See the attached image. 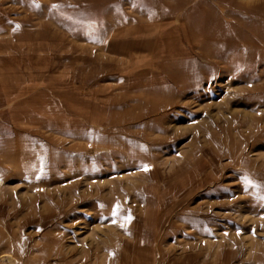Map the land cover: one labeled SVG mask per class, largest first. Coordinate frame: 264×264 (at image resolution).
<instances>
[{
	"label": "rangeland",
	"instance_id": "rangeland-1",
	"mask_svg": "<svg viewBox=\"0 0 264 264\" xmlns=\"http://www.w3.org/2000/svg\"><path fill=\"white\" fill-rule=\"evenodd\" d=\"M0 264H264V0H0Z\"/></svg>",
	"mask_w": 264,
	"mask_h": 264
},
{
	"label": "bare ground",
	"instance_id": "bare-ground-1",
	"mask_svg": "<svg viewBox=\"0 0 264 264\" xmlns=\"http://www.w3.org/2000/svg\"><path fill=\"white\" fill-rule=\"evenodd\" d=\"M151 211H152V210H151ZM148 212H149V211H148ZM148 212L146 211L145 215L149 214L148 216H152L151 213H150V212L148 213ZM145 215H144V216H145ZM138 220L141 221L140 218H139ZM143 220H144V221L146 222V224H147V221H146V220H149V219H147V217H145V219L143 218ZM42 256H43V258H41V259H42V261L44 260L43 263H47V262L49 261V259L51 258L52 255L47 254V253H46V254L44 253ZM53 256H54L58 261H62L63 258H64V257H62L63 255H62V253H60V252H55V253L53 254ZM53 256H52V257H53Z\"/></svg>",
	"mask_w": 264,
	"mask_h": 264
},
{
	"label": "snow or ice",
	"instance_id": "snow-or-ice-1",
	"mask_svg": "<svg viewBox=\"0 0 264 264\" xmlns=\"http://www.w3.org/2000/svg\"><path fill=\"white\" fill-rule=\"evenodd\" d=\"M130 219V218H129Z\"/></svg>",
	"mask_w": 264,
	"mask_h": 264
}]
</instances>
